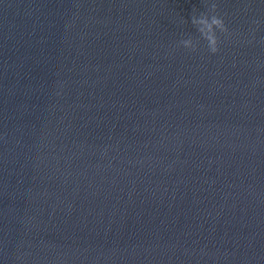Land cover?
I'll return each mask as SVG.
<instances>
[{"label": "water", "instance_id": "obj_1", "mask_svg": "<svg viewBox=\"0 0 264 264\" xmlns=\"http://www.w3.org/2000/svg\"><path fill=\"white\" fill-rule=\"evenodd\" d=\"M0 264H264V0H0Z\"/></svg>", "mask_w": 264, "mask_h": 264}, {"label": "clouds", "instance_id": "obj_2", "mask_svg": "<svg viewBox=\"0 0 264 264\" xmlns=\"http://www.w3.org/2000/svg\"><path fill=\"white\" fill-rule=\"evenodd\" d=\"M211 8V12L193 15L191 22L199 33L200 41L206 42L208 50L212 54H216L220 51L219 33H227L228 28L222 17L217 13L218 5L213 4ZM180 44L185 49L195 51L200 43L189 38L183 39Z\"/></svg>", "mask_w": 264, "mask_h": 264}]
</instances>
